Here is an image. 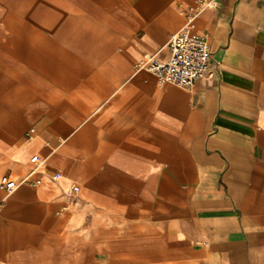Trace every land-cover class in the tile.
<instances>
[{
  "label": "crops",
  "instance_id": "0c3cea01",
  "mask_svg": "<svg viewBox=\"0 0 264 264\" xmlns=\"http://www.w3.org/2000/svg\"><path fill=\"white\" fill-rule=\"evenodd\" d=\"M196 1L0 0V264H264V0L196 16L193 89L136 69Z\"/></svg>",
  "mask_w": 264,
  "mask_h": 264
},
{
  "label": "built area",
  "instance_id": "2783aa9c",
  "mask_svg": "<svg viewBox=\"0 0 264 264\" xmlns=\"http://www.w3.org/2000/svg\"><path fill=\"white\" fill-rule=\"evenodd\" d=\"M217 4V0H197L195 5L180 7L187 17V23L171 36L170 56L167 59H159L155 55L147 54L136 63V69L153 73L160 84L171 83L193 89L197 81L204 78L213 67H220L219 61L213 62L208 35L193 30V23L200 11L207 7H215ZM33 131L32 129L31 132ZM31 161L38 162L39 157L35 155ZM60 176L61 174L57 172L52 177L58 180ZM29 181V176L16 180L4 175L0 178V188L10 193L22 183ZM33 183L39 184L40 181L35 180ZM72 190L79 193L80 187L75 185Z\"/></svg>",
  "mask_w": 264,
  "mask_h": 264
},
{
  "label": "rangeland",
  "instance_id": "374dc122",
  "mask_svg": "<svg viewBox=\"0 0 264 264\" xmlns=\"http://www.w3.org/2000/svg\"><path fill=\"white\" fill-rule=\"evenodd\" d=\"M10 9V5H6V10L8 11Z\"/></svg>",
  "mask_w": 264,
  "mask_h": 264
}]
</instances>
